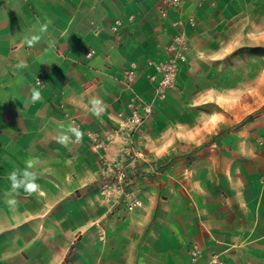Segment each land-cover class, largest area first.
<instances>
[{
  "label": "rangeland",
  "instance_id": "1",
  "mask_svg": "<svg viewBox=\"0 0 264 264\" xmlns=\"http://www.w3.org/2000/svg\"><path fill=\"white\" fill-rule=\"evenodd\" d=\"M56 1L43 0V6L53 9ZM109 2L106 17L98 24L99 36L106 37L112 55V66L103 71L116 78L107 76L106 81L127 96L118 100L121 111L111 128L98 133L79 124L84 134L79 142L90 141L88 147L98 156L101 169L96 175L88 173L90 169L66 174L67 168L57 163V175H39L47 203L39 207L33 201L31 214L26 213L32 222L13 224L15 245H26L28 234L32 238L31 253L15 256L14 262H73L71 250L62 259L61 249L66 251L72 241L74 221L87 226L89 218L103 214L119 219L135 213L150 217L157 203L166 208L183 200L190 203V198L200 212L201 207L204 214L207 208L212 212L213 204L231 199L233 178L241 193L246 185L245 162L264 153L260 145L264 141V0H183L166 17L160 15L163 0H142L145 14L133 31L136 18L130 12L138 5ZM39 4L40 0H0V31L9 30L11 18L23 20L28 9ZM189 16L194 26H173ZM50 17L54 19L53 14ZM117 19L123 24L115 36L111 26ZM177 36H182L179 44L174 40ZM89 51L92 56L96 53L86 50V60ZM87 162L91 159H81V166L86 168ZM122 173L126 181L119 188L117 178ZM59 199H64L63 206L56 205ZM134 199L141 205L130 210ZM189 208L194 212L193 205ZM24 231L26 240H22ZM59 235L62 247L55 246ZM194 244L199 245L192 243L186 262L178 264L192 263L189 251ZM199 247L201 256L193 264H264V244L234 247L229 255L210 259Z\"/></svg>",
  "mask_w": 264,
  "mask_h": 264
},
{
  "label": "crops",
  "instance_id": "2",
  "mask_svg": "<svg viewBox=\"0 0 264 264\" xmlns=\"http://www.w3.org/2000/svg\"><path fill=\"white\" fill-rule=\"evenodd\" d=\"M131 1L138 5L130 12L136 18L133 31L139 27L145 12L142 0ZM130 3L126 0L125 6ZM109 4V0H75L71 3L57 0L50 9L51 6L46 4L44 7L40 0L38 6L28 9L23 20L13 22L15 18H11L9 30L0 31V264H33L14 262L15 256L25 257L31 253L32 238L28 234V243L17 246V234L11 230L14 223L32 222L29 215L33 201L39 207L47 203L42 196L45 194L43 188L34 198L21 189L13 194L14 206L6 202L5 193L11 191L7 176L14 168H23L26 160L35 156L41 161L36 168L39 175H57V163L61 168L63 165L67 168L66 174H81L84 171L81 169H90L88 173L96 175L101 169L98 156L88 147L90 141L64 146L55 136L61 128L70 126L68 118L80 125L86 124L98 133L104 132L113 126L116 113L121 111L118 100L127 95L106 81L107 76L115 78L103 71L112 66V55L106 46V37L99 36L98 24L105 19ZM51 14L55 22L49 26L48 35L35 46L25 44L24 36L37 32L45 17ZM5 38L9 39L8 43L3 41ZM50 40L55 43H49ZM89 49L96 53L86 60L85 52ZM21 61L27 67H17ZM39 72L44 75L43 87L34 84ZM102 85L106 87L102 89ZM33 89L42 95L35 103L31 101ZM92 96L102 98L108 106L99 118L81 106ZM86 157L91 162H87L85 168L80 162ZM64 158L70 160L69 163H65ZM245 165L246 185L241 193L233 178L228 190L231 199L226 204H213L212 212L206 209L207 214L202 212L203 207L200 212L190 198V203L183 200L166 208L157 203L153 205L150 217H138L135 213L119 219L103 214L93 220L89 218L87 226L74 221L72 241L66 251L61 249L62 259L71 250L73 262L67 264H178L186 262L187 249L192 243L202 246L211 255L209 259L225 257L234 247L252 248L264 244V153L248 158ZM47 180L60 188L58 182ZM73 203L72 207L75 206ZM63 204L64 199L56 200L57 206ZM192 205L194 212L189 208ZM39 218L44 216L39 215ZM58 221L56 216L54 222ZM26 235L24 231L22 240H26ZM56 240L55 246L62 247L63 243L58 242L63 240L62 235Z\"/></svg>",
  "mask_w": 264,
  "mask_h": 264
},
{
  "label": "clouds",
  "instance_id": "3",
  "mask_svg": "<svg viewBox=\"0 0 264 264\" xmlns=\"http://www.w3.org/2000/svg\"><path fill=\"white\" fill-rule=\"evenodd\" d=\"M54 23L51 17H45V22L39 25L37 32L28 34L24 36V43L28 46H35L39 44L48 35L49 26ZM49 43H55V41L50 40ZM90 54V53H89ZM17 67L25 68L27 64L21 61ZM42 99L41 92L37 89L32 90L31 101L33 103L38 102ZM82 107L86 108L92 115L99 118L107 109V105L102 98L98 96L90 97L86 103L81 104ZM83 132L78 126L70 125L67 129L61 128L55 139L58 143L67 146L70 143L79 142L83 137ZM40 159L38 157H31L26 160L24 167L14 168L7 176L8 181L11 185V191L5 193L6 202L14 206L16 200L13 194L17 193L19 190H23L28 195L41 192V185L37 182L39 179V173L36 171L37 166L40 164Z\"/></svg>",
  "mask_w": 264,
  "mask_h": 264
},
{
  "label": "built area",
  "instance_id": "4",
  "mask_svg": "<svg viewBox=\"0 0 264 264\" xmlns=\"http://www.w3.org/2000/svg\"><path fill=\"white\" fill-rule=\"evenodd\" d=\"M182 2H183V0H163V4L160 8L161 17H166L169 11L180 6V4ZM122 24H123V22L120 19H117L113 22V24L111 26V31L115 36H118L120 34ZM182 25H187V26H191V27L194 26L193 18L191 16H189L186 18L185 22L178 20V21L173 23V26H180L181 27ZM94 32L97 33L98 30L95 29ZM181 38H182V36H177V37H175L174 40L177 44H179V43H181ZM93 53H94L93 51H89L86 54V58L87 59L91 58ZM177 56L181 57V60L184 59V56L180 53H178ZM128 76H129V78H131L133 76V71L128 72ZM43 77H44L43 73L39 72L34 78V84L36 86H39V87L42 86L44 83ZM68 121H69L70 125L74 124L75 126L80 127L79 124H77L72 118H68ZM260 145L264 146V141L260 142ZM125 181H126V175L124 173L120 174L117 178V185L119 186V188H122L121 185ZM105 193H107V195L110 194V192H108V191ZM140 205H141V203L134 199L130 202L129 209L132 210L133 208L139 207ZM189 254H190V258H191V262H192L191 264H193L201 256V248L199 247V245H197V244L192 245L190 248Z\"/></svg>",
  "mask_w": 264,
  "mask_h": 264
}]
</instances>
